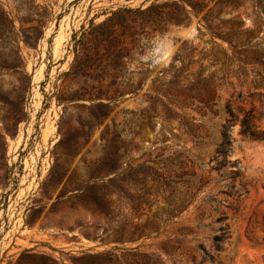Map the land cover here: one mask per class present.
<instances>
[{
	"label": "rangeland",
	"instance_id": "374dc122",
	"mask_svg": "<svg viewBox=\"0 0 264 264\" xmlns=\"http://www.w3.org/2000/svg\"><path fill=\"white\" fill-rule=\"evenodd\" d=\"M216 1L165 29L131 23L130 57L84 72L83 32L143 0H0V264H264V141L236 123L227 171L240 175L215 159L226 105L256 106L264 127L250 95L264 100V13ZM185 173L206 183L178 209L196 191Z\"/></svg>",
	"mask_w": 264,
	"mask_h": 264
},
{
	"label": "trees",
	"instance_id": "16d2710c",
	"mask_svg": "<svg viewBox=\"0 0 264 264\" xmlns=\"http://www.w3.org/2000/svg\"><path fill=\"white\" fill-rule=\"evenodd\" d=\"M212 1L214 0H171L159 3L158 0H143V2L137 7L122 5L121 7L113 10L111 15L103 22L83 32L86 39L85 41L80 39L77 42V46H79V48L76 49L75 63L72 68L86 72L93 65L102 64L106 59L105 56L111 57L113 60L118 59V61H120L123 57H130L132 50L135 48L127 46L125 44V40L122 39V36L127 32H129L131 36L134 33H137L131 23H137L139 21L141 28H144L147 23L157 25V27H154L153 30L165 29L168 23L175 25L184 24L190 19L191 11L199 13L203 11ZM224 1L226 0H217L215 5L223 3ZM231 1L233 3L237 0ZM146 2L151 3L147 7H144ZM256 2L260 11L264 13V0H256ZM238 6L239 4L233 7ZM209 10L210 12L213 11L212 8ZM260 13L261 12L256 11L257 16L260 15ZM91 22V24H93V21ZM116 25L121 26L122 31L120 33L117 32ZM255 61L258 64V67L253 68V71L261 78V83L264 86V58H255ZM250 95H257L260 102L264 104L263 94L261 92H253ZM256 110V106H252L250 109H241V116V114H236L229 106L226 105L224 122L222 123V140L218 143V155L215 158L217 160L216 169L221 172V177L223 179H235V177L239 176L241 172L239 168L227 171V166L230 163L228 160V154L231 148L230 128L232 125L239 123L241 134L256 140L264 141V127L260 128V126L255 122L257 115ZM259 116H264L263 110L259 112ZM187 175L188 176L185 178L178 177L177 181L183 180L189 183L191 182L195 186L196 191H188L187 196L190 195V198H186L184 205H179L178 209H185L189 206L195 200L197 191H199L202 188V185L206 183L203 182V178L197 173ZM225 186L229 188L233 187L232 184L228 183H225ZM204 200L207 203L216 201L218 205L215 207V210L220 212V206L223 202L222 200H218L213 197H208ZM225 219L226 215L221 214L217 220L219 222H223ZM219 231L220 233L214 236V247L216 250H222L225 240L229 237L226 226L221 225ZM142 235H144V232L143 230H140V226L138 225H135L133 230H128V236H130V239L139 238ZM201 247L206 255L213 258V255L210 254L205 247ZM135 249H128V251L131 254V252H136L134 251ZM136 254L137 253H134L132 255ZM100 256V254L84 253L83 258L93 260L100 258ZM27 257V253H23L21 256V258ZM106 261H108L106 262V264H108L110 260L108 259Z\"/></svg>",
	"mask_w": 264,
	"mask_h": 264
}]
</instances>
